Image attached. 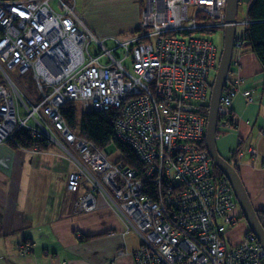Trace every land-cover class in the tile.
<instances>
[{"label": "built area", "instance_id": "built-area-1", "mask_svg": "<svg viewBox=\"0 0 264 264\" xmlns=\"http://www.w3.org/2000/svg\"><path fill=\"white\" fill-rule=\"evenodd\" d=\"M142 2L137 34L121 39L97 35L76 0H0V143L25 129L65 153L75 210L95 209L99 199L115 210L138 238L135 264H264V247L248 229L226 244L238 204L201 149V105L220 56L210 34L226 26V0ZM243 44V35L235 38L218 109L230 125L233 98L256 96L240 88ZM27 71L38 101L15 84L13 73ZM68 100L113 112L115 136L140 169L78 135L60 111Z\"/></svg>", "mask_w": 264, "mask_h": 264}, {"label": "crops", "instance_id": "crops-1", "mask_svg": "<svg viewBox=\"0 0 264 264\" xmlns=\"http://www.w3.org/2000/svg\"><path fill=\"white\" fill-rule=\"evenodd\" d=\"M85 23L97 35H112ZM237 57L240 88L256 96L252 101L241 93L233 98L234 121L218 123L216 148L223 158H233L253 208L264 210V76L248 45ZM72 169L55 146L39 151L0 143V264H135L138 239L130 244L132 231L115 210L102 199L95 209L75 210L78 193L65 186ZM233 213L237 221L225 240L237 244L248 227L239 207Z\"/></svg>", "mask_w": 264, "mask_h": 264}, {"label": "trees", "instance_id": "trees-1", "mask_svg": "<svg viewBox=\"0 0 264 264\" xmlns=\"http://www.w3.org/2000/svg\"><path fill=\"white\" fill-rule=\"evenodd\" d=\"M246 24L243 33L244 44L248 45L252 52L255 54L264 76V0H248L246 7ZM137 31V27L134 29ZM213 30L212 32H214ZM242 45V47L244 46ZM24 81L30 82V87L35 88V84L32 79V74L27 71L23 74L13 73ZM213 78L210 82V87ZM2 76L0 75V82H2ZM37 92V90H36ZM36 101L40 100L37 94H32ZM208 102L201 105V110L205 118L207 117ZM60 111L65 118L69 126L74 129L78 135L87 138L92 141L97 147L105 150V147L109 144H114L118 149L120 156L116 161L122 162L124 165H129L136 169H140L141 163L136 157L135 153L132 151L131 147L115 136L114 124H113V112L111 111H96L91 108L84 109L80 106L77 101L68 100L61 107ZM223 115L218 114V123L222 120ZM218 125V124H217ZM7 145L17 148H35L36 150L42 151L46 150L50 145L44 140H33L28 131L25 129H19L14 134L12 140L6 142ZM201 149L205 150V138L201 142ZM236 148L232 154L238 152ZM229 159V163L237 171L236 165L232 160ZM210 166L213 172L217 175L223 176L221 171L214 166L210 161ZM256 215L264 228V210H255Z\"/></svg>", "mask_w": 264, "mask_h": 264}, {"label": "water", "instance_id": "water-1", "mask_svg": "<svg viewBox=\"0 0 264 264\" xmlns=\"http://www.w3.org/2000/svg\"><path fill=\"white\" fill-rule=\"evenodd\" d=\"M238 3L239 0H226V26L223 28V43L219 61L210 87L209 100L207 104L208 110L204 136L205 150L214 166H216L221 171L222 175L228 180L241 211V215L247 224L248 230L254 234L256 239L264 247V228L256 215V211L251 204L243 183L235 168L227 159L223 158L218 153L216 148L218 109L231 63L234 41L236 38V14Z\"/></svg>", "mask_w": 264, "mask_h": 264}, {"label": "rangeland", "instance_id": "rangeland-1", "mask_svg": "<svg viewBox=\"0 0 264 264\" xmlns=\"http://www.w3.org/2000/svg\"><path fill=\"white\" fill-rule=\"evenodd\" d=\"M247 1L248 0H239L236 14L237 24L235 37H241L243 35V27L245 24L242 22L247 21L244 20ZM142 3V0H76V11L96 30L113 34L124 39L133 34H137V31H134V29L138 24ZM210 37L218 48L220 54L223 43V29L215 30L210 34ZM214 73L211 74L212 78L214 77ZM13 78L15 84L22 93L29 96L37 94L35 88L29 86V81H24L14 74ZM31 150L36 149L33 147ZM105 151L108 155V159L111 161L117 160L120 156L118 149L112 143L105 147ZM232 153L233 152H231V155ZM137 239V236L132 232L131 237L129 236L130 244L135 245V240L137 241ZM225 242L227 245L230 244L227 239Z\"/></svg>", "mask_w": 264, "mask_h": 264}]
</instances>
